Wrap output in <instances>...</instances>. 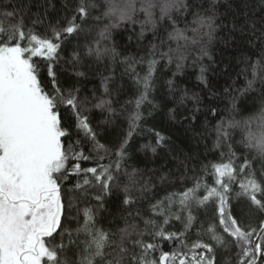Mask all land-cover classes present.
<instances>
[{
  "label": "snow or ice",
  "instance_id": "snow-or-ice-1",
  "mask_svg": "<svg viewBox=\"0 0 264 264\" xmlns=\"http://www.w3.org/2000/svg\"><path fill=\"white\" fill-rule=\"evenodd\" d=\"M241 3L64 0L49 18L0 0V264H264V0ZM222 29L247 33L239 71L215 58ZM127 30L142 55L118 46ZM189 68L199 92L179 82ZM164 109L202 152L145 127ZM144 132L139 150L168 149L174 170L130 163Z\"/></svg>",
  "mask_w": 264,
  "mask_h": 264
},
{
  "label": "trees",
  "instance_id": "trees-1",
  "mask_svg": "<svg viewBox=\"0 0 264 264\" xmlns=\"http://www.w3.org/2000/svg\"><path fill=\"white\" fill-rule=\"evenodd\" d=\"M64 0H23V3L27 5L26 13L32 15L33 17L38 13H43L47 9L49 18H55L57 15H62L61 6ZM49 5H54L51 7ZM231 5L232 9L243 10V5L241 0H220L219 10L221 13L228 14ZM229 19L231 16L229 15ZM243 18L241 17V20ZM230 28V25H229ZM129 36L132 40H129ZM115 39L122 51L125 54L142 55L137 48L135 34L131 30L127 31H117L115 34ZM222 40H230L229 46L222 43ZM250 45L247 43V33L241 34L239 31L235 33H230L228 29H222L219 34L217 41L214 43L215 58L221 69L227 68L229 63L235 67L236 71H239V67H236L237 62L241 55H248L246 51ZM242 67V65H240ZM174 71V68L172 69ZM167 71V70H163ZM193 69L189 68L185 76L179 78V82L182 86H186L192 91L199 92L200 88L197 86L198 82L195 79ZM119 73V69H118ZM170 75V73H169ZM126 79V78H125ZM214 79H217L214 77ZM224 77H219V83L223 84ZM243 77L238 81L237 86L242 87ZM100 80L99 77H92L88 81L83 82V88L85 93L90 92L94 87L99 88ZM258 93H247L244 96H238L236 103L237 107L241 109V114L244 116L251 115L255 113L259 107ZM207 101V98H205ZM228 103L227 100L220 103V108L223 110L224 106ZM94 119H102V116L96 112L94 113ZM155 126L157 130L161 131L163 134L171 137V147L176 150H182L183 153H191L197 155L203 151V145H197L190 136L183 132V129H179L178 126L172 124L168 121L166 116V109L157 112L154 118L150 119L145 127ZM127 129L126 122L123 119H119L111 126H106L105 135L108 139L114 140L117 138L123 130ZM153 143L154 139L152 134L144 132L138 134L132 141V147L130 152L132 153V159L130 163L134 167L144 169L145 171L149 169L168 171L169 169L174 170L176 161L173 160V152L168 151L166 148H158L156 154H153L150 150L140 151V145ZM211 158V157H210ZM112 199H115L113 197Z\"/></svg>",
  "mask_w": 264,
  "mask_h": 264
}]
</instances>
